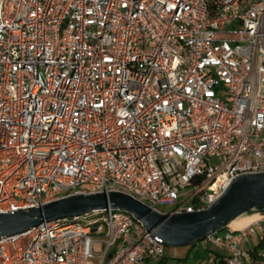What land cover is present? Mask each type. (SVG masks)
<instances>
[{
	"label": "built area",
	"instance_id": "built-area-1",
	"mask_svg": "<svg viewBox=\"0 0 264 264\" xmlns=\"http://www.w3.org/2000/svg\"><path fill=\"white\" fill-rule=\"evenodd\" d=\"M258 172L264 0H0V213L110 191L194 212ZM258 215L200 241L208 264H264ZM165 248L107 207L0 237V264H158Z\"/></svg>",
	"mask_w": 264,
	"mask_h": 264
},
{
	"label": "water",
	"instance_id": "water-1",
	"mask_svg": "<svg viewBox=\"0 0 264 264\" xmlns=\"http://www.w3.org/2000/svg\"><path fill=\"white\" fill-rule=\"evenodd\" d=\"M107 207L132 213L165 246L197 244L240 217L264 213V172L241 175L210 208L194 212L162 214L120 191L73 194L41 206L1 212L0 237Z\"/></svg>",
	"mask_w": 264,
	"mask_h": 264
},
{
	"label": "rangeland",
	"instance_id": "rangeland-1",
	"mask_svg": "<svg viewBox=\"0 0 264 264\" xmlns=\"http://www.w3.org/2000/svg\"><path fill=\"white\" fill-rule=\"evenodd\" d=\"M122 243V240L119 241ZM117 247L116 249H118ZM165 254L169 257H185L189 254V261L187 264H208L207 251L201 246V242H198L195 247L190 245L184 246H166ZM89 264H98V260L90 259Z\"/></svg>",
	"mask_w": 264,
	"mask_h": 264
},
{
	"label": "bare ground",
	"instance_id": "bare-ground-1",
	"mask_svg": "<svg viewBox=\"0 0 264 264\" xmlns=\"http://www.w3.org/2000/svg\"><path fill=\"white\" fill-rule=\"evenodd\" d=\"M258 217H259L258 214L240 217V218L236 219L235 221H233L231 223L230 227L234 228V229L243 228V227L249 225L250 223L254 222Z\"/></svg>",
	"mask_w": 264,
	"mask_h": 264
},
{
	"label": "trees",
	"instance_id": "trees-1",
	"mask_svg": "<svg viewBox=\"0 0 264 264\" xmlns=\"http://www.w3.org/2000/svg\"><path fill=\"white\" fill-rule=\"evenodd\" d=\"M69 218H73V217H69ZM196 244H191V247H195ZM189 261V254L186 255L185 257H169L166 254L164 255V257L160 260V262H158V264H187V262Z\"/></svg>",
	"mask_w": 264,
	"mask_h": 264
}]
</instances>
